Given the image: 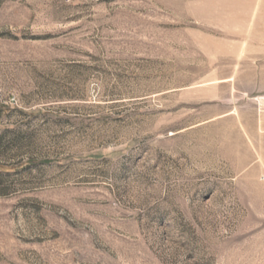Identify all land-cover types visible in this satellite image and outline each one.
Listing matches in <instances>:
<instances>
[{"label": "rangeland", "instance_id": "374dc122", "mask_svg": "<svg viewBox=\"0 0 264 264\" xmlns=\"http://www.w3.org/2000/svg\"><path fill=\"white\" fill-rule=\"evenodd\" d=\"M264 0H0V264H264Z\"/></svg>", "mask_w": 264, "mask_h": 264}, {"label": "crops", "instance_id": "0c3cea01", "mask_svg": "<svg viewBox=\"0 0 264 264\" xmlns=\"http://www.w3.org/2000/svg\"><path fill=\"white\" fill-rule=\"evenodd\" d=\"M259 104L262 110L264 108V101H261ZM256 130H259V134L264 141V118L262 116L256 121Z\"/></svg>", "mask_w": 264, "mask_h": 264}]
</instances>
